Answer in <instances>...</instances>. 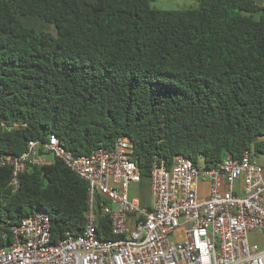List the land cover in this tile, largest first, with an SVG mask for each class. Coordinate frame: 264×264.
I'll list each match as a JSON object with an SVG mask.
<instances>
[{
    "label": "trees",
    "instance_id": "1",
    "mask_svg": "<svg viewBox=\"0 0 264 264\" xmlns=\"http://www.w3.org/2000/svg\"><path fill=\"white\" fill-rule=\"evenodd\" d=\"M0 0V156L53 133L74 155L132 144L147 206L153 162L264 155V0ZM0 166V245L34 210L51 242L85 225L87 184L62 159ZM96 193L100 238H113ZM3 234L5 236L3 237Z\"/></svg>",
    "mask_w": 264,
    "mask_h": 264
},
{
    "label": "built area",
    "instance_id": "2",
    "mask_svg": "<svg viewBox=\"0 0 264 264\" xmlns=\"http://www.w3.org/2000/svg\"><path fill=\"white\" fill-rule=\"evenodd\" d=\"M127 137L88 155L66 150L53 133L31 139L20 156L1 155L11 167V183L28 165L63 160L87 184L85 225L51 242L48 213L34 210L0 245V264H264V163L245 151L211 165L174 156L171 164L153 162L147 206L133 193L140 179ZM239 183L238 185L236 183ZM235 184L237 188H235ZM107 201L113 238H100L94 196ZM255 238L250 240L249 235ZM5 234H3V237Z\"/></svg>",
    "mask_w": 264,
    "mask_h": 264
},
{
    "label": "rangeland",
    "instance_id": "3",
    "mask_svg": "<svg viewBox=\"0 0 264 264\" xmlns=\"http://www.w3.org/2000/svg\"><path fill=\"white\" fill-rule=\"evenodd\" d=\"M152 5L157 8H161V9H179V8H187V7L193 6L194 1L193 0H153ZM49 159H51V157H49ZM259 160L262 163H264V155H260ZM198 163L203 164V160L201 157L198 158ZM148 185H149V182L147 186ZM235 188H237L236 184H235ZM249 237L251 241H253L255 238L251 234L249 235Z\"/></svg>",
    "mask_w": 264,
    "mask_h": 264
},
{
    "label": "crops",
    "instance_id": "4",
    "mask_svg": "<svg viewBox=\"0 0 264 264\" xmlns=\"http://www.w3.org/2000/svg\"><path fill=\"white\" fill-rule=\"evenodd\" d=\"M236 184L238 185L239 183L237 182Z\"/></svg>",
    "mask_w": 264,
    "mask_h": 264
}]
</instances>
